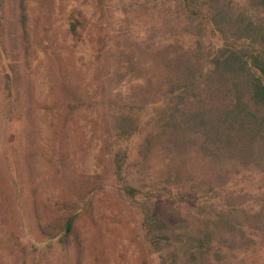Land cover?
<instances>
[{
	"label": "trees",
	"instance_id": "trees-1",
	"mask_svg": "<svg viewBox=\"0 0 264 264\" xmlns=\"http://www.w3.org/2000/svg\"><path fill=\"white\" fill-rule=\"evenodd\" d=\"M103 1L96 0L100 12ZM133 6L139 32L101 26L94 60L97 80L120 85L102 104L98 163L109 159L118 193L143 197L141 264H264V0ZM83 23L75 12L70 34L79 37ZM136 139L139 167L149 170L160 155L163 175L133 174L129 142ZM103 189L96 181L78 199ZM88 204L65 201L63 218L38 232L79 248L74 224ZM164 205L169 213L157 207Z\"/></svg>",
	"mask_w": 264,
	"mask_h": 264
},
{
	"label": "rangeland",
	"instance_id": "rangeland-1",
	"mask_svg": "<svg viewBox=\"0 0 264 264\" xmlns=\"http://www.w3.org/2000/svg\"><path fill=\"white\" fill-rule=\"evenodd\" d=\"M135 1L104 0L100 12L96 0H0V264H141L143 197L118 193L109 159L98 163L102 104L120 85L97 80L94 60L101 28L139 32ZM75 12L85 20L79 37L69 32ZM139 143L129 142L130 170L163 175L160 155L149 170L139 167ZM96 181L104 189L80 201V190ZM88 199L74 224L79 248H63L38 232L37 225L63 218L65 201ZM157 207L169 213V206Z\"/></svg>",
	"mask_w": 264,
	"mask_h": 264
}]
</instances>
